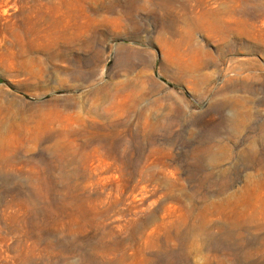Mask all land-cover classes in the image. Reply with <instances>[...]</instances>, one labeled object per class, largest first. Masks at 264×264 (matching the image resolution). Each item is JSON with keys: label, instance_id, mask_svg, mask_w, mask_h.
Listing matches in <instances>:
<instances>
[{"label": "rangeland", "instance_id": "obj_1", "mask_svg": "<svg viewBox=\"0 0 264 264\" xmlns=\"http://www.w3.org/2000/svg\"><path fill=\"white\" fill-rule=\"evenodd\" d=\"M0 264H264V0H0Z\"/></svg>", "mask_w": 264, "mask_h": 264}]
</instances>
